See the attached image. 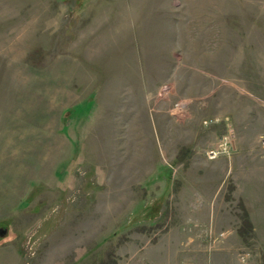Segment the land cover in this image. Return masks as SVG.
<instances>
[{
  "label": "rangeland",
  "instance_id": "1",
  "mask_svg": "<svg viewBox=\"0 0 264 264\" xmlns=\"http://www.w3.org/2000/svg\"><path fill=\"white\" fill-rule=\"evenodd\" d=\"M0 264H264V0H0Z\"/></svg>",
  "mask_w": 264,
  "mask_h": 264
},
{
  "label": "built area",
  "instance_id": "2",
  "mask_svg": "<svg viewBox=\"0 0 264 264\" xmlns=\"http://www.w3.org/2000/svg\"><path fill=\"white\" fill-rule=\"evenodd\" d=\"M209 154L211 155V156H216L217 155V151L216 150H211L210 152H209Z\"/></svg>",
  "mask_w": 264,
  "mask_h": 264
}]
</instances>
